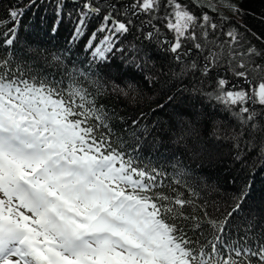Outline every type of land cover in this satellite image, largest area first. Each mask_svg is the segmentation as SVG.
<instances>
[{
	"label": "snow or ice",
	"instance_id": "6c2138e0",
	"mask_svg": "<svg viewBox=\"0 0 264 264\" xmlns=\"http://www.w3.org/2000/svg\"><path fill=\"white\" fill-rule=\"evenodd\" d=\"M41 6L53 36L73 24L68 44L88 59L22 34ZM5 12L0 264H264V202L249 205L264 171V30L250 0Z\"/></svg>",
	"mask_w": 264,
	"mask_h": 264
},
{
	"label": "trees",
	"instance_id": "16d2710c",
	"mask_svg": "<svg viewBox=\"0 0 264 264\" xmlns=\"http://www.w3.org/2000/svg\"><path fill=\"white\" fill-rule=\"evenodd\" d=\"M205 2H207V0H205ZM214 2H215V0H214ZM9 3H10V0H0V19H3V18L5 17V15H6L5 10L9 7ZM222 3H223V0H221V4H222ZM218 7H219V10L221 11L222 14L230 15V13L225 12L224 8L221 7L220 4H218ZM250 8L255 9V10L257 11V17L254 18V17H251V16H250L249 19H248V23H249V25H251V26H252L255 30H257V31H259V30H264V25H260V24H258V22H257V21H258V13H259L260 11H264V5H261L260 0H250ZM39 10H43V12H44L45 15H52V16H53L52 7L41 6V9H39ZM67 21H68V20L65 19V20H64V23H65V24H63V23L60 24V26H59V33L56 32L55 35L53 36V35L51 34L50 30H49V25L52 24V23L54 22V20H50V22H48V24H47V26H46V27H47L46 32L48 33V37H49V39H56V38H58V37L61 36V33H62V32H64V31H68V27H69V26L65 27ZM46 22H47V19H45V17H44L43 20L39 19V17H38L37 21H35V22L33 21V22L30 24L29 29H30L31 31H37L38 28H42L40 24H42V23L45 24ZM6 23H10V21H6ZM94 23H95V22H94ZM23 26H24V25L21 24V30H23ZM1 27H2V26H0V28H1ZM61 44H63V41H61ZM156 63H157L158 65L162 64V65H164L165 68H166L168 62H167L163 57H161ZM169 83H171V81H169ZM156 96H158V93H156ZM156 96L152 97V98L150 99V102H152V100H154V99L156 98ZM169 111H171V109H169ZM149 118H150V117H149ZM157 119H163V117H157ZM259 169H260V164H257V165H256V168L252 169V171H253L254 177L257 178V180H258L261 184L264 185V172L257 173V171H259ZM229 187H232V186H229ZM261 191L264 193V190H261ZM257 194H262V193H257ZM257 194H256V195H257ZM221 195H224V193L222 192ZM227 195L231 196V195H233V193H232L231 191H229V192L227 193ZM262 202H264V199H262V198H261V199H258V198H257V201H256V202L253 201L252 204H249V205H250V206H258V205H260Z\"/></svg>",
	"mask_w": 264,
	"mask_h": 264
}]
</instances>
